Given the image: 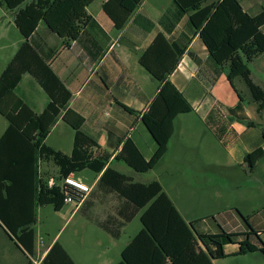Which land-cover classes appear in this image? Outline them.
Returning a JSON list of instances; mask_svg holds the SVG:
<instances>
[{"label": "trees", "instance_id": "1", "mask_svg": "<svg viewBox=\"0 0 264 264\" xmlns=\"http://www.w3.org/2000/svg\"><path fill=\"white\" fill-rule=\"evenodd\" d=\"M94 0H0V5L14 12V23L24 37L13 57L0 73V115L8 122L0 135V225L16 247L24 251V264H76L65 248L56 240L45 255L36 263L35 230L37 209L51 204L59 210L70 189L61 186V180L70 174L89 169L99 175L97 186L116 193L124 204L115 215L100 227L113 237L131 221L138 212L141 228L121 251L115 264H214V260L228 256L226 244H236L238 254L260 252L264 256V241L260 230L248 233L203 232L194 227L195 221L186 222L160 183L134 181L108 165L113 152L100 148L97 138L83 128L85 118L70 108L71 92L53 71L32 42V35L43 22L67 47L79 42L91 59L99 58L100 48L91 29L104 35L95 19L87 12ZM142 0H106L102 4L117 30L122 29ZM178 11L187 14L188 21L198 33L210 58L216 66H226V78L234 88L233 80L240 77L247 86L257 111L264 108V89L250 79L249 62L264 52V9L257 15L245 11L239 0H172ZM90 43V44H88ZM134 49L130 42H126ZM98 48L91 52L89 46ZM182 49L171 51L166 39L157 35L139 54L138 62L154 78L159 88L143 113L126 105H118L128 113L140 116V120L156 143L154 153L145 158L130 138L122 141L120 150L114 154L137 172L152 169L167 150L174 133V120L181 113L193 109L186 98L167 79L175 68ZM30 75L47 96L41 111H34L21 97L17 88L22 77ZM240 102L229 108L232 116L242 108ZM61 118L73 130L70 154L63 153L45 143L51 127ZM246 125L254 123L244 116L237 117ZM210 117L205 119L209 125ZM210 126V125H209ZM211 127V126H210ZM217 139L221 133L212 129ZM264 137V127H262ZM111 134H109L110 136ZM122 139V138H121ZM120 143V141L118 142ZM119 145V144H117ZM117 145L115 147H117ZM264 157L261 148L244 155L249 171L255 162ZM51 161L57 166V177L52 185L40 171L41 162ZM74 195V201H79ZM249 225L248 218L244 217ZM249 233L259 238V245L249 239ZM245 235V238L237 239Z\"/></svg>", "mask_w": 264, "mask_h": 264}, {"label": "crops", "instance_id": "2", "mask_svg": "<svg viewBox=\"0 0 264 264\" xmlns=\"http://www.w3.org/2000/svg\"><path fill=\"white\" fill-rule=\"evenodd\" d=\"M105 1H99V16L92 14L89 10L95 0L87 7V12L95 19L104 33L103 35L96 29H91L92 35L97 40L100 48V55L96 60L90 58L89 53L79 42L73 41L69 46H63L61 39L51 32L43 22L38 24L31 39L38 52L47 59L53 71L71 92L68 106L85 118L84 130L97 138L100 148L113 152L108 162L109 166L115 160L113 158L114 154L121 148V140L125 138L132 139L147 159L155 151L156 143L141 122L140 116L126 112L118 105V102L136 112L143 113L156 95L159 84L139 64L138 56L157 35H162L166 39L171 51L183 50L178 63L167 79L182 93L193 110L176 116L174 133L168 142L167 150L152 169L162 167L164 174L168 176L194 177L200 174L205 175L206 171L216 167L220 169L223 167L229 168L234 166V164L244 167L245 154L257 148H261L264 152V137L261 131L262 127H264V108L261 112L257 111V103L252 99L247 86L241 78V80L235 78L238 79L242 91H246L245 96L247 97L245 100L241 96L242 108L236 112L235 116L229 113V108L235 107L240 102L236 93L240 89L236 86L235 79L233 80L234 88L227 80L225 74L226 66H216L210 58L198 33H195L192 29L187 14L180 13L172 0H142L126 25L122 29L117 30L102 9V4ZM239 1L243 9L250 15H257L264 9V0ZM0 12L3 14L2 17H6V27H13L18 31L14 23V12L6 10L1 5ZM261 30L264 34V24L261 26ZM19 35L15 49L8 61L24 41V37L20 32ZM126 42H130L134 49H130ZM4 46L8 47V44L5 43ZM120 46H124L133 53L135 55L134 62L144 69L145 73H139L137 76L142 79V83L146 84V87L152 88L150 94L146 92L144 85L136 77L135 73L139 72V70L134 73L130 69L126 55L118 48ZM89 48L93 53L98 51V48L93 44ZM129 60L133 65L134 62L131 61V58ZM6 64L2 67V70ZM249 69L251 81L264 89V52L249 62ZM17 95L36 112L41 111L47 101L46 94L28 74L22 77L17 88ZM106 104H108L110 110L99 108ZM103 115H106V117L103 118ZM208 116L210 117L209 125L211 127L205 122ZM240 116L246 117L254 125L248 126L239 121L237 117ZM7 125V120L5 124L0 121V135L4 132ZM59 125L72 129L59 118L51 127L46 139ZM213 128L220 131L221 140L216 138ZM109 134L111 135L109 136ZM139 139L146 141V151L141 148ZM119 141L120 143H118ZM207 144L209 149L212 150L211 153H201L200 146ZM116 145L117 147H115ZM48 146L65 153L60 147ZM222 149L225 150V155ZM201 154L203 155L200 156ZM262 163L264 164V157L255 162L253 169ZM125 175L133 179L131 175ZM73 176L84 182L82 178H78L74 174ZM98 177L99 175L90 184L92 188L90 194L86 195L75 206L74 210H86L87 221H90L88 220L90 216L95 225L102 229L100 223L107 219L120 220L115 215V212L119 206L124 204V200L116 193L97 186ZM152 180L160 183L163 191L173 202L182 218L189 222V219L184 216L176 200H174L177 199L179 205L182 204L179 199L180 189H174V198L164 188L162 181L158 177H153L148 181H135L148 183ZM94 202L105 205V208L95 214L87 213V209ZM132 220L125 223L123 227L130 224ZM0 230L14 246V248H10L6 240H4L3 247L11 250L13 254L6 258L2 254L3 258H0V264H15L16 252L19 251L21 255L25 256L24 251L22 248L16 247L1 225ZM102 230L106 233L109 247H111L119 237L115 238L104 229ZM200 230L213 233L209 229H205V227ZM54 241H56L55 237L47 246L43 245V243H40V245L35 244L36 252L40 250V247L44 246L43 253L38 261L45 255ZM128 242L114 251H111L105 245L103 249H99L97 246L93 247L92 242L86 237L80 238L78 250L72 247L73 251H70L66 245L63 244L62 246L76 264H115L120 260L121 251ZM255 244L259 245V243ZM228 246L230 250H228ZM224 249L228 256L238 257L245 255H236L238 250L236 244H226ZM213 263L217 264V260H214ZM19 264H21V259H19Z\"/></svg>", "mask_w": 264, "mask_h": 264}, {"label": "rangeland", "instance_id": "3", "mask_svg": "<svg viewBox=\"0 0 264 264\" xmlns=\"http://www.w3.org/2000/svg\"><path fill=\"white\" fill-rule=\"evenodd\" d=\"M99 1L95 2L90 7V12L99 16L100 8ZM9 11V10H8ZM0 12V72L2 67L7 63L9 57L12 55L16 41L19 38V32L13 27L7 28L6 17H2ZM7 43L8 47L4 44ZM119 50L126 55V60L130 69L136 72V77L139 78V73L144 74L145 71L139 67L138 63L134 62V54L128 51L124 46L118 47ZM133 61V65L130 62ZM240 79V77H237ZM140 82L142 83V79ZM241 80V79H240ZM236 86L240 89L239 94L246 100V91H242V87L239 85L238 79H235ZM145 90L148 94L152 92V88L149 86ZM100 109L110 110L108 104L99 107ZM106 115H103L105 118ZM0 121L5 124L6 120L0 115ZM63 131V134H62ZM209 131V129H208ZM61 135L59 136V134ZM63 137V138H62ZM150 141V140H149ZM141 148L146 151V141L139 139ZM48 145L54 147H60L66 154H69L72 146V129L69 127H63L59 125L46 139ZM201 153H211L208 144L200 146ZM223 150V149H222ZM225 155V150L222 151ZM201 154L200 156H202ZM111 167L131 175L135 180L148 181L153 177H158L164 188L174 196V189H180L179 199L182 204L179 205L178 200L176 203L184 216L189 221H195L194 227L199 230L203 227L209 229L213 233H220L222 231L227 232H241L248 233L251 227L259 229L260 239L264 241V164L258 165L253 171H249L247 166L235 165L229 168H214L206 171L205 175H198L194 177L183 176H168L165 175L162 167H155L147 172H137L129 167L126 163L119 160H113ZM40 171L45 177H57V166L51 161L41 162ZM74 175L78 178H82L84 182L90 185L96 178L97 174L89 169H83L75 172ZM77 202H71L64 204L59 210L54 209L51 204L40 206L37 212V220L34 224L35 230V244L43 243L47 246L55 237L61 245L73 251L72 247L76 250L79 249V240L81 237H86L92 243V246H97L99 249H103L104 245L111 251L121 247L124 243L139 231L141 223L139 220L140 212L134 217L132 222L126 227H122L119 230V239L115 244L109 247V240L106 237V233L98 228L93 219L89 216L87 221L85 211L83 209H75ZM105 208V205H101L94 202L87 213L95 214ZM244 217L248 218L249 225L245 222ZM251 226V227H250ZM201 227V228H200ZM117 238V237H115ZM245 238V235L238 236L237 239ZM259 238L256 235L249 233V239L252 242L259 243ZM6 240L10 248H14L11 243L4 236L0 230V258H3V254L6 257L12 255L11 250L3 247V242ZM112 240V239H110ZM112 242V241H111ZM44 246L40 247V250L36 252L34 261L37 263L38 259L43 253ZM228 250H230L228 246ZM16 263H25V256L21 255L19 251L16 252ZM217 264H264V256L261 253H246L238 257L228 256L217 260Z\"/></svg>", "mask_w": 264, "mask_h": 264}, {"label": "built area", "instance_id": "4", "mask_svg": "<svg viewBox=\"0 0 264 264\" xmlns=\"http://www.w3.org/2000/svg\"><path fill=\"white\" fill-rule=\"evenodd\" d=\"M54 183V179L51 178L49 180V185H52ZM61 186H67V188L70 189V193H67L65 198H64V202L65 203H71V202H75L74 201V195L79 196V201L77 203H79L86 195L90 194L91 192V186L76 179L72 174L65 176L61 182H60Z\"/></svg>", "mask_w": 264, "mask_h": 264}]
</instances>
